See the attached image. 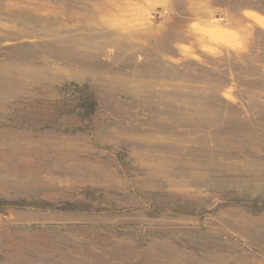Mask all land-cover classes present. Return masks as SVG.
Here are the masks:
<instances>
[{"label":"rangeland","instance_id":"374dc122","mask_svg":"<svg viewBox=\"0 0 264 264\" xmlns=\"http://www.w3.org/2000/svg\"><path fill=\"white\" fill-rule=\"evenodd\" d=\"M0 264H264V0H0Z\"/></svg>","mask_w":264,"mask_h":264}]
</instances>
